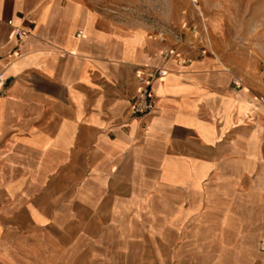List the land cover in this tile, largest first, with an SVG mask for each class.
Masks as SVG:
<instances>
[{"label":"crops","instance_id":"0c3cea01","mask_svg":"<svg viewBox=\"0 0 264 264\" xmlns=\"http://www.w3.org/2000/svg\"><path fill=\"white\" fill-rule=\"evenodd\" d=\"M164 48L83 0H0V264H264V88Z\"/></svg>","mask_w":264,"mask_h":264},{"label":"rangeland","instance_id":"374dc122","mask_svg":"<svg viewBox=\"0 0 264 264\" xmlns=\"http://www.w3.org/2000/svg\"><path fill=\"white\" fill-rule=\"evenodd\" d=\"M83 1L119 27L144 30L155 41L165 33V48L179 54L204 56L206 52L217 63L218 57L233 78L244 82V88H264V0Z\"/></svg>","mask_w":264,"mask_h":264},{"label":"built area","instance_id":"2783aa9c","mask_svg":"<svg viewBox=\"0 0 264 264\" xmlns=\"http://www.w3.org/2000/svg\"><path fill=\"white\" fill-rule=\"evenodd\" d=\"M22 34V31H17L16 35L19 36ZM164 34L160 33L158 38L160 41H164ZM178 39L179 36H176ZM206 52L203 53L205 56ZM213 55H215L212 52ZM21 56V55H19ZM179 53L176 49L173 48H164L162 50V57L166 61L170 60H177V64L179 66H183L187 63L185 60L179 59ZM168 71L164 67H157V68H145L140 71L137 75L138 82H139V89L136 96L132 99L131 104V112L133 116L136 117H143L152 115L156 108V97L154 92V83L158 80L163 79L167 76ZM234 87L236 91H240L244 89V82L240 79H236L234 81ZM6 81L0 78V90L6 87ZM260 101L264 102V97L259 99ZM261 249L264 251V245H262Z\"/></svg>","mask_w":264,"mask_h":264},{"label":"bare ground","instance_id":"6f19581e","mask_svg":"<svg viewBox=\"0 0 264 264\" xmlns=\"http://www.w3.org/2000/svg\"><path fill=\"white\" fill-rule=\"evenodd\" d=\"M217 61H218V63H220L223 67H225V65L220 61V59L217 57ZM227 70H225V72H229L230 70L227 68V67H225ZM165 78V77H164ZM245 90H247V91H249L248 89H245Z\"/></svg>","mask_w":264,"mask_h":264}]
</instances>
